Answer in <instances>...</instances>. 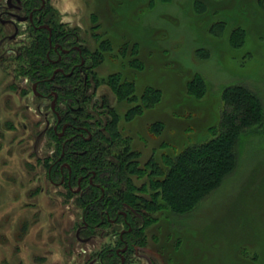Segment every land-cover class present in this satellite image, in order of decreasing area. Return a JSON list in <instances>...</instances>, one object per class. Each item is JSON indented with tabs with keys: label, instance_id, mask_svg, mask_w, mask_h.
<instances>
[{
	"label": "rangeland",
	"instance_id": "1",
	"mask_svg": "<svg viewBox=\"0 0 264 264\" xmlns=\"http://www.w3.org/2000/svg\"><path fill=\"white\" fill-rule=\"evenodd\" d=\"M42 1L37 22L52 25L55 39L73 31L84 50L90 118H105L108 104L142 163L152 152L217 142L231 111L225 87L243 86L253 106L247 95L257 94L262 119L236 136L233 170L188 215L156 212L127 261L264 264V0ZM8 2L18 4L0 0V264H111L104 251L124 247L123 227L87 230L65 179H49L48 129L73 116L20 72L17 56L38 45L27 12ZM113 76L128 86L125 98L107 83Z\"/></svg>",
	"mask_w": 264,
	"mask_h": 264
},
{
	"label": "trees",
	"instance_id": "2",
	"mask_svg": "<svg viewBox=\"0 0 264 264\" xmlns=\"http://www.w3.org/2000/svg\"><path fill=\"white\" fill-rule=\"evenodd\" d=\"M33 16L35 19L37 13ZM30 28L38 48L36 51L28 48L17 56L16 60L22 61L19 70L41 87L42 96L54 93L55 100L67 104V112L73 116L69 119L64 116L68 119L65 123L66 119L59 116L55 127L48 129L55 148V154L46 164L49 179H65L68 194L75 196L82 208V223L87 230L104 224L114 230L115 226L125 228L122 237L128 244L127 261L128 253H133L139 241L138 234L153 223L156 212L168 209L179 219L188 215L233 170L236 136L261 122V101L257 100V94L249 92L248 98L256 102L250 105L244 101L243 94L247 91L243 86L225 87L222 91L224 107L229 106L231 111L220 119V124L224 125L222 131L220 127L217 142L188 144L172 155L152 152L142 163V151L132 147L131 137L123 132L118 115L108 104L100 106V111L105 110L108 118L102 115L100 120L90 118L95 111L90 113V107L84 105L90 99L89 79L83 81L86 67L80 64L81 57H85L84 50L81 54L77 50L60 53V58L53 50L57 42L69 47L75 42V33L64 32L55 39L52 25L48 27L50 37L48 29ZM111 80L107 83L111 88L114 85L119 99L130 94L126 93L129 88L124 87L123 81L115 83L114 76ZM235 108L238 111H233ZM89 125L97 127L92 134L86 127ZM56 128L62 130L58 133ZM75 186L84 191H73ZM120 211L126 212L128 223L124 222ZM118 242L123 243L120 237ZM104 253L111 257V264H120L114 250L107 249Z\"/></svg>",
	"mask_w": 264,
	"mask_h": 264
},
{
	"label": "flooded vegetation",
	"instance_id": "3",
	"mask_svg": "<svg viewBox=\"0 0 264 264\" xmlns=\"http://www.w3.org/2000/svg\"><path fill=\"white\" fill-rule=\"evenodd\" d=\"M33 1L34 3H36L35 6H33ZM32 1V4L29 3V0H17V3L20 4H16V3H9L10 6H13V8L15 9H18L21 7V10L23 12H27V15H26V19L27 22L29 23V26L30 27H34L36 28V30H39V29H45V23H38V14H39V11L41 12V10L44 8V3L42 0H33ZM37 13V16L36 18L34 19V13ZM47 30V29H45ZM50 34H51V30L48 29V36L50 37ZM51 45V42L49 41V46ZM53 50L58 54V57L60 58V53H67V52H70V51H73V50H77L78 53L81 54L82 50L80 49V47L77 45V42H73L71 43V45L69 47H63V45H61L60 43H55V45L53 46ZM84 63V59L81 57L80 59V64H83ZM77 64V63H75ZM62 130V129H61ZM62 133V132H61ZM60 133V134H61ZM119 214H121L123 216V220L124 222L126 223L127 222V219H126V212L125 211H120ZM117 219V217L115 218V220ZM128 223V222H127ZM128 230L130 231V228H128ZM125 232V228H123L120 232V240L123 242L124 244V247L121 248V249H116L115 252L118 254L122 253V254H127V242L125 240H123V237H122V234ZM121 255V254H120ZM127 258H121L120 260V264H123L124 262H127L126 261ZM128 263V262H127ZM128 264H133V263H128Z\"/></svg>",
	"mask_w": 264,
	"mask_h": 264
}]
</instances>
